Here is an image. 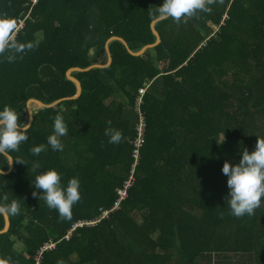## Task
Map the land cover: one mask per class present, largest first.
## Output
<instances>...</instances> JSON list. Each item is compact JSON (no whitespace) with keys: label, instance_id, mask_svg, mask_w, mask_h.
<instances>
[{"label":"trees","instance_id":"trees-1","mask_svg":"<svg viewBox=\"0 0 264 264\" xmlns=\"http://www.w3.org/2000/svg\"><path fill=\"white\" fill-rule=\"evenodd\" d=\"M162 2L0 0V13L25 21L17 39L40 41L14 63L0 59V108L15 107L23 122L30 99L67 98L33 109L29 140L12 153L25 163L0 173V206L7 198L21 208L0 233L2 264H264V202L233 216L222 173L225 160L264 138V0H214L208 13L161 22V43L143 55L111 44L109 66L74 72L83 87L74 98L67 71L106 64L112 38L135 52L156 43L150 10ZM58 114L68 133L53 151ZM142 116L136 182L114 210L136 164ZM109 120L123 133L119 144L104 135ZM33 146H43L39 156ZM33 163L38 172L55 167L65 184L79 177L70 220L32 195ZM0 168L10 169L3 157ZM6 226L0 211V232Z\"/></svg>","mask_w":264,"mask_h":264},{"label":"clouds","instance_id":"clouds-1","mask_svg":"<svg viewBox=\"0 0 264 264\" xmlns=\"http://www.w3.org/2000/svg\"><path fill=\"white\" fill-rule=\"evenodd\" d=\"M214 0H163L150 14L157 20L171 18L179 23L187 17L197 13L210 12ZM18 20L12 14L0 13V59L8 63H14L22 59L29 51L38 47L39 39H17ZM104 135L108 137V143H121L123 133L112 126V121L106 122ZM31 122H21L20 113L11 105L0 108V157H3L9 166L14 162H24L12 156L18 152L20 146L29 140ZM68 133L66 121L62 115H56L53 121V131L47 137V144L53 151H62L61 138ZM225 137L218 142L223 143ZM43 146H33L30 152L33 156H39ZM239 160H225L222 173L227 177L228 193L225 204L235 217L245 215L252 216L255 210L264 202V138L258 137L254 149L249 151L244 148L239 152ZM25 163V162H24ZM35 170L32 180V195L43 200L49 209H54L62 219L70 220L73 215V207L81 199V181L78 176L68 179L65 184L62 175L55 167L41 169L39 163H33ZM0 206V210L6 211L10 216L18 215L21 211L17 199L7 201Z\"/></svg>","mask_w":264,"mask_h":264},{"label":"water","instance_id":"water-1","mask_svg":"<svg viewBox=\"0 0 264 264\" xmlns=\"http://www.w3.org/2000/svg\"><path fill=\"white\" fill-rule=\"evenodd\" d=\"M170 19V18H169ZM168 19V20H169ZM166 20H156L152 26H151V29H152V32L154 34V36L156 37L157 39V42L154 43V44H151V45H147L145 46V48L140 51V52H135V51H132L130 48H129V45L123 40V39H120V38H112L111 40L108 41L107 45H106V49H107V54H108V62L106 64H93L87 68H81V67H73L71 69H69L67 71V76L69 78H71L72 80H74L77 85H78V94L76 96H74V98H79V96L81 95L82 93V90H83V87H82V82L79 80V78H77L75 75H74V72L75 71H87L93 67H106V66H109L112 61H113V57H112V53H111V50H110V45L115 43V42H120L123 46L126 47V49L133 55H143L145 54V52L150 49V48H154L156 47L157 45H159L161 43V37L159 35V33L157 32L156 30V25L161 23V22H164ZM64 99H67V98H62V99H59L57 101H55V103L51 104V105H46L44 103H42L41 100L39 99H35V98H32L28 101V112H29V122H31V126H32V123H33V116H34V111H33V108H32V105L33 104H36V105H39L41 107H48V108H51V107H54L56 105H58L59 103H61L62 100ZM14 167H15V163H13L11 166H10V169L9 171H4L0 168V173L1 174H11L13 171H14ZM1 212L4 213L5 217H6V221H7V226H6V229H4L3 231H1L0 233H8L10 231V226H11V222H10V215L6 212V211H2L0 210ZM0 264H2V256H1V252H0Z\"/></svg>","mask_w":264,"mask_h":264},{"label":"built area","instance_id":"built-area-1","mask_svg":"<svg viewBox=\"0 0 264 264\" xmlns=\"http://www.w3.org/2000/svg\"><path fill=\"white\" fill-rule=\"evenodd\" d=\"M37 0H33V3H36ZM20 27V25L17 27V32H20L21 30H18ZM144 92V90H142ZM144 117L142 116V125L140 126V130H139V133H138V138L136 140V154H135V158H136V164L134 165L133 167V171H132V175H131V178L128 182H126V187L124 189H119L118 190V194H119V200L117 201V203L115 204V209L114 210H117V209H120L121 206H122V203L129 197V190L135 185V182H136V171H137V168L139 166V162H140V151H141V146L143 145L144 143V139H145V124H144ZM109 214L106 213L105 216H108ZM94 224V223H93ZM79 226H82V224H77L74 226V230L79 227ZM74 230L69 233V235H72V233L74 232ZM54 247V244H51V245H46L45 248L43 249L44 250H47V249H52ZM42 251V252H43Z\"/></svg>","mask_w":264,"mask_h":264},{"label":"rangeland","instance_id":"rangeland-1","mask_svg":"<svg viewBox=\"0 0 264 264\" xmlns=\"http://www.w3.org/2000/svg\"><path fill=\"white\" fill-rule=\"evenodd\" d=\"M33 1V0H32ZM24 24H25V21H21L20 22V27L18 30H23L24 29ZM18 27V26H17ZM37 105L36 104H33L32 105V108L34 109Z\"/></svg>","mask_w":264,"mask_h":264}]
</instances>
